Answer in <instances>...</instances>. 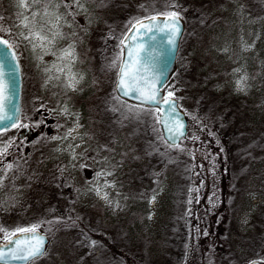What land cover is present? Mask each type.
Segmentation results:
<instances>
[{"label":"rangeland","instance_id":"374dc122","mask_svg":"<svg viewBox=\"0 0 264 264\" xmlns=\"http://www.w3.org/2000/svg\"><path fill=\"white\" fill-rule=\"evenodd\" d=\"M243 1L175 0L184 9V32L175 71L163 92L173 90L181 99L180 108L189 114L181 151L159 142L162 133L151 130L147 116H131L128 128L116 131L125 105L115 98L116 69L109 65L119 49L118 41L109 37L118 32L104 29V7L98 0H81L86 12L64 6L73 0H52L49 11L63 17L59 27L63 38L49 45L54 54L47 55L39 49L33 52L18 35L27 29L13 26L21 12L18 0H0L4 18L0 24L12 31L0 36L16 44L23 73L20 123L32 130L44 124L26 148L17 150L26 137L19 139V128L0 136V147L14 141L4 163L20 165L0 188V226L45 227L48 254L36 264L98 261V253L79 242L84 232L129 251L137 263L199 264L201 258L224 264L230 246L238 264L261 261L257 258L264 255V0ZM46 2L41 0L24 15L31 18L33 10L43 13ZM170 2L120 0L126 5L121 17L131 20L153 9L167 10ZM48 19L37 16V26L47 28ZM245 42L252 46L248 51ZM69 45L75 47L71 74L79 79L76 91L66 87L69 70L53 67L67 63L57 57ZM197 76L202 78L199 84ZM242 76L247 77L244 91L236 83ZM226 93L230 96L222 100ZM230 97L242 104L232 106ZM46 120H52L50 132ZM70 129L76 130L63 139ZM193 135L198 140L193 141ZM153 147L167 151L175 162L165 164ZM98 172L108 174L97 177ZM105 183L112 186L103 187ZM98 187L108 201L93 190ZM57 218H67L68 226L56 230ZM198 240L201 245H196ZM199 252L211 255L199 257Z\"/></svg>","mask_w":264,"mask_h":264},{"label":"snow or ice","instance_id":"6c2138e0","mask_svg":"<svg viewBox=\"0 0 264 264\" xmlns=\"http://www.w3.org/2000/svg\"><path fill=\"white\" fill-rule=\"evenodd\" d=\"M40 3L41 0H31L30 4L28 0H18V7L21 9V12L18 13V23L13 26L27 29L26 32H19V37L31 44L33 52L39 49L43 54L47 55L51 53L49 45H52L57 38H63L59 31L60 21L63 17L55 11H49L52 0H47L44 4L43 13L33 10L31 11V18L24 15L34 5ZM61 3H64V0H61ZM58 6L56 5V7ZM64 6L76 7L85 12L87 11L81 0H73L71 5L64 4ZM98 6L106 7L107 0H98ZM141 7L146 6L142 5ZM241 7L243 8V5ZM166 8L167 10L163 11L153 9L150 14L129 20L124 31L119 36H116L115 33L111 34L109 38H114L118 41L117 47L119 51L113 56L109 67L116 69L117 79L115 92L119 95L115 98L129 97L138 102L135 105H126V111L131 113L135 119H139L141 116L150 117L152 121L150 125L151 130L157 133L163 130V135L157 137L159 142L164 144L167 149H180L177 141L181 140V138H186V125L178 118V104L175 92L169 90L166 95H161L163 74L155 71L156 66L153 62L158 53L148 49L144 42L146 39L156 41L157 37H160L162 44H167L169 48H178V37L182 33L181 12L184 9L175 0H172ZM70 14L74 17L76 13ZM41 15L49 18L45 21L47 28H45L44 24L37 26L36 17ZM3 19L0 16V21ZM0 33L3 35H12L11 27H5L3 24H0ZM15 47L16 44L14 42H10L8 39L0 36V125H3V127H0V136H3L11 128L29 127L27 124H21L19 122L20 109L14 104L17 90L15 77L19 71V65L13 63L17 60L14 51ZM251 47L246 42L243 45L245 51L250 50ZM57 59L67 61L64 67L55 64L53 67L60 72H63L65 68L69 70V82L66 87L76 91V85L79 83V79L71 74V65L76 60L74 45H69L68 48L63 49ZM6 68L9 69L7 74L5 72ZM51 70V68L46 69L48 72ZM235 71L239 72L240 69H235ZM6 75L8 79L5 78ZM246 81V76H242L237 80L238 90H245ZM158 84H161V87H157ZM113 111H119V109H113ZM63 112L67 113L68 109L64 108ZM125 118L127 119L128 117ZM193 119H196V117H193ZM75 130L70 129L63 139H68ZM58 138L52 137V139ZM191 138L193 141L198 140V137L195 135ZM13 144L14 141L9 140L0 147V165H3L0 167V188L4 186V179L8 174L14 168L20 167L18 161L15 165L11 162L4 163V159L9 155V149ZM152 150L164 158L163 162L165 164L175 162L173 158L168 156L167 151L160 152L159 148L155 147ZM180 150L183 151V149ZM149 154L151 155L152 151ZM107 174L98 172L97 177ZM111 186L107 183L103 185V187ZM93 190L102 199L108 201L106 193L101 195V188L98 187ZM154 199L155 196H153ZM40 226V223L28 226H17L14 229L0 226V235L3 237V244H0V264H8L9 261H23L25 264H36L38 260L45 257L48 254L46 238L40 234ZM79 242L89 249L94 250V254L100 252L103 247L99 241L91 239L86 232L81 234V240Z\"/></svg>","mask_w":264,"mask_h":264},{"label":"trees","instance_id":"16d2710c","mask_svg":"<svg viewBox=\"0 0 264 264\" xmlns=\"http://www.w3.org/2000/svg\"><path fill=\"white\" fill-rule=\"evenodd\" d=\"M119 1L120 0H107V2H108L107 6L104 8L102 7L103 8V18L105 21V22H103L104 29L108 30L109 32L117 31L118 36L124 31L125 26L127 25L128 21L130 20V19L123 20V18L121 17L123 10L126 9V5L119 3ZM257 1H259V0H257ZM257 1H256V4H257ZM243 2L244 1L242 0V3ZM260 6H261V4H260ZM127 7H128V4H127ZM114 12H116V15H114L112 18H110L112 13H114ZM112 70H115V69H112ZM199 78L202 79L200 76H199ZM207 80H208V77H207L206 81ZM190 84H192L191 81H190ZM228 95H229V93H226L225 95L220 96V98L222 100H224L227 98ZM117 100H119V102L125 106L126 105H133V104L127 103L126 101H124L120 98ZM177 100H178V102L181 101V99L179 97L177 98ZM229 100H231V101H229ZM227 101H229L232 104V106L237 105V104H238V106H240L242 104L240 101L234 99V97H230L229 99H227ZM235 103H237V104H235ZM123 110H125V111L124 112L120 111V114L117 118V122L115 124V128H116L117 132H120L121 130L128 128V126L130 124L129 120H130V117L132 116V114L126 111V107ZM185 115H186L187 119H190L189 114L187 112L185 113ZM125 117H128V118L126 119ZM173 149L178 150L177 148H173ZM54 220H55L54 224H55L56 230L58 229V226L60 228H64V227H67L68 223H69V220H67V218L66 219L57 218V220L56 219H54ZM40 228L42 230L44 229V232H45V227H40ZM45 233H46V235L49 236V234L47 232H45ZM200 241L201 240H198L196 245H201L202 243ZM100 243L103 245L104 248L102 249L101 254H100V252H97L99 255V259H98V261L94 260L93 264H146L144 261L141 263H139L140 261L138 263H137V261L136 262L133 261V259H131V256H129L130 252L128 250H126L128 252H125L124 250L115 248L113 246V244H110V245L107 244L106 239L104 237L102 239H100ZM229 253H230L229 254L230 257H227V259L224 260V264H238L237 259L233 258L235 252L233 251L232 246H230ZM197 255L199 257L203 256L204 258H206L207 255H211V254L210 253L208 254L207 252L206 253L205 252H202V253L199 252V254H197ZM134 259H137V258H134ZM257 259L264 261V255L259 256ZM83 262L84 261H81L80 264H83ZM89 263H91V262H89ZM199 264H211V261L210 260L205 261V259L200 258Z\"/></svg>","mask_w":264,"mask_h":264},{"label":"water","instance_id":"95a60500","mask_svg":"<svg viewBox=\"0 0 264 264\" xmlns=\"http://www.w3.org/2000/svg\"><path fill=\"white\" fill-rule=\"evenodd\" d=\"M181 27H182V33L180 34V36L178 37V48H169V46L167 44H162L160 42V37H157L156 41H149V40H145V44L148 47V49L150 50H154L156 53H158V55L156 56L155 60L153 61L155 64V71L157 73H162V88H161V95H164L163 92V87L165 86V84L168 82V80L170 79V77L172 76V74L175 71V67H176V58H177V54H178V50H179V45H180V41L183 35V31H184V23L181 19ZM15 51V49H14ZM15 54L17 56V53L15 51ZM15 64L19 65V71L16 73V81H17V90H16V96L14 99V104L17 105L20 109L21 107V86H22V75H21V67H20V63L17 57V60L15 62H13ZM6 74L9 72V69H5ZM6 79H8V76L6 75L5 77ZM117 79V77H116ZM115 85H116V81H115ZM115 85H114V91H115ZM157 87H161V84H158ZM115 94L118 96L119 94L115 92ZM121 99L125 100L128 103L131 104H137L138 102L135 99H130L129 97H120ZM178 104V101H177ZM177 115L178 118L186 125V129H185V133H187V129H188V122H187V118L185 116L184 111L180 108L179 104H178V109H177ZM19 116H20V111H19ZM0 127H3V125H0ZM13 129V128H11ZM10 130V129H9ZM161 133L163 135V130H161ZM182 139V138H181ZM180 140L177 141V143L179 144ZM40 234L45 236L46 238V247L48 245L49 239L47 237L46 234H44L41 230H39ZM3 244V243H1ZM8 264H25V262L23 261H9ZM248 264H262V262L259 261H253L250 262Z\"/></svg>","mask_w":264,"mask_h":264},{"label":"flooded vegetation","instance_id":"af4514ba","mask_svg":"<svg viewBox=\"0 0 264 264\" xmlns=\"http://www.w3.org/2000/svg\"><path fill=\"white\" fill-rule=\"evenodd\" d=\"M22 71V69H21ZM199 76H197V80L196 83L199 84ZM23 89H24V82H23V73H22V90H21V112H22V98H23ZM21 117V116H20ZM21 121V119H20ZM19 121V122H20ZM47 124V125H46ZM52 124V120H46L45 125L47 126V131L50 132V126ZM15 129V128H14ZM44 130V124L40 126V128L37 129H33L30 127L27 128H19V132H18V137L23 138L25 135V141L24 142H19V145L17 146V150L20 149L21 146L25 147L28 145V143H30V141L34 138H36L38 136L39 132H42ZM27 152V151H26ZM1 167V166H0ZM3 243V237L2 235H0V244Z\"/></svg>","mask_w":264,"mask_h":264}]
</instances>
